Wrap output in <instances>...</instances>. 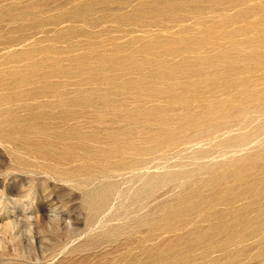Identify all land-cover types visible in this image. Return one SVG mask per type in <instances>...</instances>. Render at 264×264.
Wrapping results in <instances>:
<instances>
[{"label":"rangeland","instance_id":"1","mask_svg":"<svg viewBox=\"0 0 264 264\" xmlns=\"http://www.w3.org/2000/svg\"><path fill=\"white\" fill-rule=\"evenodd\" d=\"M0 264H264V0H0Z\"/></svg>","mask_w":264,"mask_h":264}]
</instances>
